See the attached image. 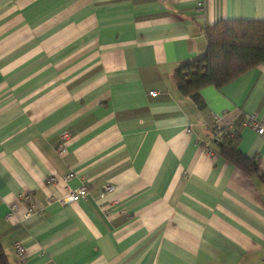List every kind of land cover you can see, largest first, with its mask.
<instances>
[{
  "label": "crops",
  "instance_id": "0c3cea01",
  "mask_svg": "<svg viewBox=\"0 0 264 264\" xmlns=\"http://www.w3.org/2000/svg\"><path fill=\"white\" fill-rule=\"evenodd\" d=\"M197 3L0 0V246L9 264L264 262V132L251 122L264 128V61L201 88L202 109L173 79L180 62L204 53L207 26L264 19V0ZM241 116L237 148L257 158L256 174L217 149L215 131ZM82 184L78 201H47ZM25 192L37 211L20 221Z\"/></svg>",
  "mask_w": 264,
  "mask_h": 264
},
{
  "label": "trees",
  "instance_id": "16d2710c",
  "mask_svg": "<svg viewBox=\"0 0 264 264\" xmlns=\"http://www.w3.org/2000/svg\"><path fill=\"white\" fill-rule=\"evenodd\" d=\"M206 49L202 55L180 62L173 72L178 92L190 98L198 108L205 102L200 94L207 85L221 87L264 61V19L223 18L205 29ZM215 131L219 153L249 173L258 172L256 157L238 150L239 130L244 118ZM0 264H9L0 246Z\"/></svg>",
  "mask_w": 264,
  "mask_h": 264
},
{
  "label": "built area",
  "instance_id": "2783aa9c",
  "mask_svg": "<svg viewBox=\"0 0 264 264\" xmlns=\"http://www.w3.org/2000/svg\"><path fill=\"white\" fill-rule=\"evenodd\" d=\"M197 4L199 5V7L202 6L203 0H198ZM149 94L154 96V95H156V92L150 91ZM213 117H214V119H216V115H214ZM251 122H252L253 127L256 128L258 133L262 134L264 132V128L262 126H259L256 121L251 120ZM67 136H68V134L66 132H62L60 134L59 139H61V142L58 143L56 146V148L59 152H62L64 150L62 140L66 139ZM72 176H73V172L69 173L68 175H66L60 179L62 182H66ZM56 179H57L56 177L50 176L46 179V183L47 184H50V183L53 184L56 182ZM103 189H104V192L109 193L113 190V186L111 184H106V185H104ZM86 194H87V186L82 184L77 188L66 190L65 192H63L59 196L50 195V196H48L47 201L48 202H58L60 204H68V203L78 201L79 199L85 197ZM20 200L25 204V209H24L23 213L19 216L20 221H21V220H24L27 217H29L34 212H36L37 208L35 206V199L31 193L25 192V193L21 194ZM16 210H17L16 204H13L11 206L8 214L6 215V218L11 219L12 217H15L16 216ZM15 249H16V252L20 255L24 254V252H25V247L21 243H15ZM262 264H264V262Z\"/></svg>",
  "mask_w": 264,
  "mask_h": 264
}]
</instances>
